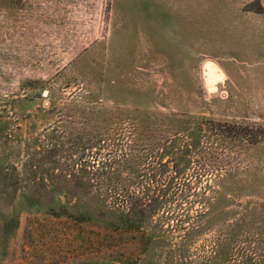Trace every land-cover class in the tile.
<instances>
[{
    "label": "rangeland",
    "instance_id": "rangeland-1",
    "mask_svg": "<svg viewBox=\"0 0 264 264\" xmlns=\"http://www.w3.org/2000/svg\"><path fill=\"white\" fill-rule=\"evenodd\" d=\"M0 264H264V0H0Z\"/></svg>",
    "mask_w": 264,
    "mask_h": 264
},
{
    "label": "bare ground",
    "instance_id": "bare-ground-1",
    "mask_svg": "<svg viewBox=\"0 0 264 264\" xmlns=\"http://www.w3.org/2000/svg\"><path fill=\"white\" fill-rule=\"evenodd\" d=\"M215 72H214V70L212 69H209V68H206L205 69V72H204V76H205V78L206 79H208V80H212V79H215L216 77H215ZM214 75V76H213Z\"/></svg>",
    "mask_w": 264,
    "mask_h": 264
},
{
    "label": "water",
    "instance_id": "water-1",
    "mask_svg": "<svg viewBox=\"0 0 264 264\" xmlns=\"http://www.w3.org/2000/svg\"><path fill=\"white\" fill-rule=\"evenodd\" d=\"M211 64H212V68L216 71V78H215V80H217L220 77L221 73H220V71H218L216 69V66H214L213 63H211ZM215 80L212 79L211 81H215Z\"/></svg>",
    "mask_w": 264,
    "mask_h": 264
}]
</instances>
